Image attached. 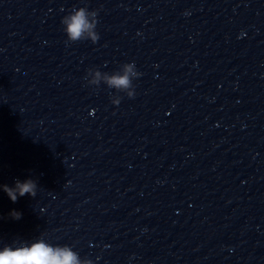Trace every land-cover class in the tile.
<instances>
[{
    "label": "water",
    "instance_id": "1",
    "mask_svg": "<svg viewBox=\"0 0 264 264\" xmlns=\"http://www.w3.org/2000/svg\"><path fill=\"white\" fill-rule=\"evenodd\" d=\"M80 7L96 43L63 30ZM25 179L0 249L264 264V0H0V185Z\"/></svg>",
    "mask_w": 264,
    "mask_h": 264
},
{
    "label": "clouds",
    "instance_id": "2",
    "mask_svg": "<svg viewBox=\"0 0 264 264\" xmlns=\"http://www.w3.org/2000/svg\"><path fill=\"white\" fill-rule=\"evenodd\" d=\"M96 15V11H88L87 8L80 7L64 16L61 23L64 25L63 30L68 41L89 39L92 43H96L98 40V34L94 31L97 23ZM134 68V63H125V74L107 77L106 84L113 89L128 88L131 84L128 73L137 75L132 71ZM138 75L140 74L138 73ZM127 96L132 98L134 91L129 92ZM119 102L111 101L114 105H118ZM36 188L37 184L33 179L16 180L12 187L0 185V190L6 193L12 202H16L18 197H23L25 194L35 197ZM9 215L13 219L20 218V213L15 210L11 211ZM0 264H92V261L87 258L81 260L78 254L67 245L53 246L39 238L30 245L21 244L16 247L5 245L0 249Z\"/></svg>",
    "mask_w": 264,
    "mask_h": 264
}]
</instances>
